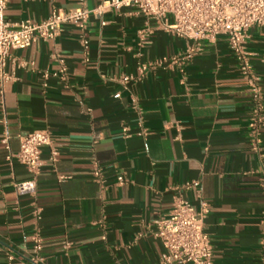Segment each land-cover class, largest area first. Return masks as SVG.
I'll list each match as a JSON object with an SVG mask.
<instances>
[{
    "label": "crops",
    "instance_id": "0c3cea01",
    "mask_svg": "<svg viewBox=\"0 0 264 264\" xmlns=\"http://www.w3.org/2000/svg\"><path fill=\"white\" fill-rule=\"evenodd\" d=\"M98 3L12 0L4 18L42 22L54 9L93 11ZM87 35V54L72 25L53 41L11 51L12 80L0 94V264H161L157 223L178 197L207 210L214 264H260L264 126L255 150L254 104L226 38L185 40L133 8L92 13ZM248 36L264 108V28ZM191 49V59L175 62ZM46 129L57 161L43 149L36 193H19L31 175L9 157L22 137Z\"/></svg>",
    "mask_w": 264,
    "mask_h": 264
},
{
    "label": "built area",
    "instance_id": "2783aa9c",
    "mask_svg": "<svg viewBox=\"0 0 264 264\" xmlns=\"http://www.w3.org/2000/svg\"><path fill=\"white\" fill-rule=\"evenodd\" d=\"M12 0H0V94H4L6 85L12 76L6 71L11 51L27 49L37 41H53L59 38L66 25H72L79 30V43L87 54L89 49L88 29L89 18L93 13L101 18L107 10L133 8L138 14L161 23L164 30L179 38L199 43L204 40L224 36L233 53L240 72L245 77L248 90L254 104L251 118V141L253 148L258 150L261 143L260 129L264 126L263 94L259 79L252 72L251 63L246 52L248 31L251 27L264 28V0H98L93 11L81 6L76 10L64 11L54 9L48 18L42 22L31 20L12 23L4 18V13ZM84 2V1H83ZM82 2V4H83ZM101 25H105L102 21ZM196 52L191 49L188 54L178 60H189ZM147 66L141 67L145 72ZM65 68L61 73L64 75ZM57 77V75H54ZM48 74L44 75L47 79ZM130 79L125 77L123 82ZM127 129H124V133ZM10 137L5 134L2 144L10 150ZM50 149V162L57 161L58 153L54 148L53 134L49 129L36 131L20 139V150L15 157L31 175V179L19 183L15 187L19 193L34 195L37 190V177L44 162L43 149ZM92 177L101 183L102 171L96 166ZM61 180H65L61 177ZM124 176L118 177V185H125ZM199 183L187 184L186 189L197 187ZM264 192V177L261 179ZM205 207L197 211L182 197L174 201L173 211L168 218L158 221L156 237L160 239L164 253L161 264H214L213 245L210 236L204 229ZM33 216L36 221L42 218V209L35 207ZM260 264H264V210L260 218ZM33 246L37 255L43 249V239L40 230L36 228L33 236ZM11 260L12 257H9ZM38 260L41 259L38 257Z\"/></svg>",
    "mask_w": 264,
    "mask_h": 264
}]
</instances>
